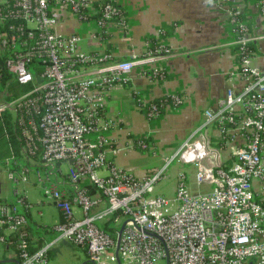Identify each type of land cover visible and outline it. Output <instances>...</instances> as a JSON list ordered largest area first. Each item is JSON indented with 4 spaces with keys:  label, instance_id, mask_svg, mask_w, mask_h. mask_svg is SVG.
Returning <instances> with one entry per match:
<instances>
[{
    "label": "built area",
    "instance_id": "2783aa9c",
    "mask_svg": "<svg viewBox=\"0 0 264 264\" xmlns=\"http://www.w3.org/2000/svg\"><path fill=\"white\" fill-rule=\"evenodd\" d=\"M213 1L227 9L235 45L243 54L236 75L244 85L238 93L227 90L215 111L204 112L201 126L162 167L137 178L108 160L119 149L107 135L104 93L124 83L136 66L164 58L170 50L149 44L141 56L116 60L107 52L80 51L77 35L56 33L53 4L80 20L96 17L100 28L114 20L124 26L120 10L108 3L0 0L3 67L11 82L29 87L0 101V118H10L17 144V153L5 162L8 177L25 183L30 169H43L44 176L36 170L37 182L61 216L50 228L53 238L31 251L30 205L18 189L13 202H0V244L13 252L9 264H50L48 253L60 240L83 248L91 264L109 258L116 264H264V204L254 191L256 181L264 188V67L251 64L248 26L234 0ZM85 69L91 75L84 76ZM151 74L163 78L161 69ZM171 99L172 107L181 104L178 96ZM146 116L158 117L157 108L150 105ZM210 127L218 129L220 140L242 139L231 150L229 165L212 163L203 135ZM136 146L147 147L141 141ZM174 160L193 165L196 185L208 190L192 194L179 173L172 199L153 196ZM61 164L68 170L58 180Z\"/></svg>",
    "mask_w": 264,
    "mask_h": 264
},
{
    "label": "crops",
    "instance_id": "0c3cea01",
    "mask_svg": "<svg viewBox=\"0 0 264 264\" xmlns=\"http://www.w3.org/2000/svg\"><path fill=\"white\" fill-rule=\"evenodd\" d=\"M87 1L94 6L104 1L116 5L124 18V26L114 20L100 28L96 17L80 20L66 8L53 4L52 12L58 20L56 33L61 36L77 35L80 38V51L107 52L116 60H125L143 55L149 49V44L161 43L170 50V55L164 58L136 66L124 83L104 93L102 116L110 124L107 135L113 142L112 146L119 149L115 155L109 153L108 160L112 165L142 178L152 169L163 166L175 154L201 126L204 112L217 109V102L224 98L227 90L238 93L242 89L244 81L236 75L239 61L237 53L233 51L236 36L229 23L227 9L213 0ZM234 4L241 10V16L248 26V36L253 45L251 64L263 68L264 6L261 0H234ZM155 68L163 71L162 79L151 74ZM91 73L90 69H85L83 75L89 76ZM174 95L181 99V104L177 107L166 106L164 112L154 119H148L139 107L140 103ZM203 135L214 155V159L210 157L212 163L221 166L229 165L231 150L242 143L239 136L234 139L227 136L220 140L216 127L208 128ZM139 137L147 139L149 143L142 151H149L157 160L149 171L135 168L129 160L139 158L134 141ZM2 139L7 144L6 162L17 153V146L10 143L3 128ZM261 153L264 163V138ZM183 174L192 194L208 190L206 187L203 191L195 185V180L191 182L188 175ZM254 191L264 204V188L260 182L254 183ZM19 192L29 204L26 192ZM2 201L4 199L0 198ZM30 209L27 215L29 247L35 251L49 242L53 234L50 232L51 226H42L32 220ZM5 251L8 256L4 261L2 257L0 262L13 261V252L4 248Z\"/></svg>",
    "mask_w": 264,
    "mask_h": 264
},
{
    "label": "rangeland",
    "instance_id": "374dc122",
    "mask_svg": "<svg viewBox=\"0 0 264 264\" xmlns=\"http://www.w3.org/2000/svg\"><path fill=\"white\" fill-rule=\"evenodd\" d=\"M13 84H14V90L16 91V95L14 96H20L29 90V87L27 86H19L16 83ZM5 119L7 121H10V118L9 119L5 118ZM3 143H4V139H2V126L0 124V154L1 151H3L4 149ZM136 150L139 158L129 159L131 161V164L137 169H144V170L147 169V171H149L150 168L153 165H155L157 160L154 159V157H152L149 154V151H142L138 148ZM212 157L214 159V155H212ZM36 170L40 172L41 176H44L43 169L32 168L30 169L27 175L26 182L23 183L20 181L18 182V184H16L13 180L9 179L7 168H5V164L4 166H0V198L4 199V201L10 202L13 201L14 198L13 193L15 189H18L19 191L24 190L27 194L28 202L31 205L30 214L32 220L36 221L38 224L42 226H53L59 222V212L53 204H51L43 197L42 186L37 182L36 179ZM67 170H68L67 165L65 164L60 165L61 175L57 174V171L55 169V173L57 174V179L60 180L62 175H65L67 173ZM179 173L187 174L188 179L191 182H194L193 181L194 173H195L194 167L183 165L177 160H174L167 167L163 179L157 185H155L154 192L152 195L162 196L168 199H172L175 196V187L177 185V176ZM50 179L51 182H54L53 175L50 176ZM200 188H202V190L204 191L206 189V186L202 185L200 186ZM75 217L76 218L80 217L79 211L77 209L75 211ZM122 221L123 219L120 220L118 225H120ZM47 242H45L44 244H46ZM11 254L12 252L9 253V255ZM7 256L8 254L6 251L4 252L3 245L0 244V259L3 257L2 261H4L7 258ZM48 257H50L49 258L50 264H85L88 261L85 250L79 246L72 244L68 240H60L57 243H55L53 247L50 249L48 253ZM2 264H9V263H2ZM104 264H116V262H114L112 259L109 258L104 260ZM157 264H165V261H160Z\"/></svg>",
    "mask_w": 264,
    "mask_h": 264
},
{
    "label": "trees",
    "instance_id": "16d2710c",
    "mask_svg": "<svg viewBox=\"0 0 264 264\" xmlns=\"http://www.w3.org/2000/svg\"><path fill=\"white\" fill-rule=\"evenodd\" d=\"M103 3L104 4H106V3L111 4L112 6H114L115 8H117L119 10V8L116 5H114L113 3L109 2V1H104ZM246 47H247V50H251L253 52L252 43L247 44ZM233 51L237 53V60L240 61L243 57V54L239 55V52H240L239 46H235ZM3 64H4V56L2 53H0V101L10 99L14 95H16V91L14 90V84L10 80L11 76L6 73V71L3 67ZM150 105H153L157 108V114L159 116L164 112L166 106H168V105L172 106V99H171V97H161V98L154 99L151 102L146 103L144 106L140 107L141 111L143 112V114L145 116L148 114ZM5 118L9 119V117L7 115H4L2 118H0V124H1L2 128L6 130L8 136L10 138L9 139L10 143L15 144L17 146L16 141H15L14 136H13V133L11 131L10 121H7ZM134 141H135V147L136 148H137L136 144L139 141L143 142L146 146H148V144H149L148 140L143 138V137L135 138ZM3 145H4V149H3V151H1V154H0V164L2 166H4L5 159L7 158V153H6L7 152V149H6L7 144L4 142Z\"/></svg>",
    "mask_w": 264,
    "mask_h": 264
},
{
    "label": "water",
    "instance_id": "95a60500",
    "mask_svg": "<svg viewBox=\"0 0 264 264\" xmlns=\"http://www.w3.org/2000/svg\"><path fill=\"white\" fill-rule=\"evenodd\" d=\"M38 82H39V80H38ZM123 227H124V226H122V227H121V229H120L119 233H121V232H122V229H123ZM11 262H12V261H11ZM0 263H3V262H0ZM86 263H89V264H91L89 261H87ZM86 263H85V264H86Z\"/></svg>",
    "mask_w": 264,
    "mask_h": 264
}]
</instances>
